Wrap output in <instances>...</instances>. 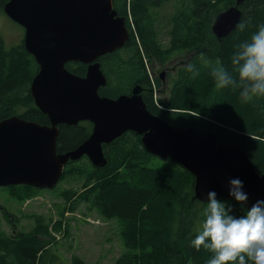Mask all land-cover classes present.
<instances>
[{
  "label": "trees",
  "instance_id": "obj_1",
  "mask_svg": "<svg viewBox=\"0 0 264 264\" xmlns=\"http://www.w3.org/2000/svg\"><path fill=\"white\" fill-rule=\"evenodd\" d=\"M10 0H0V13ZM118 17L125 18L129 41L115 53L100 59L108 84L99 90L101 97L117 99L129 95L131 88L144 87L143 101L149 112L175 130L194 128L198 135L214 134L218 144L241 148L259 175H264V97L245 102L240 86L217 89L211 69L219 61L235 80L237 67L234 54L244 41L264 24V0H245L242 12L244 30H236L218 39L212 30L217 16L236 7L238 0H112ZM175 4L170 22L172 29L168 47H164L156 31L159 11ZM188 53L187 63L180 64L169 99L155 91L162 85L159 78L150 79L149 66H164L175 54ZM203 57V58H201ZM194 64L199 75L186 71ZM66 69L85 77L87 66L68 63ZM39 72L35 59L24 44L8 49L0 34V122L13 117L49 126V118L35 105L30 86ZM155 81V84H153ZM162 107V109L159 108ZM57 142L59 154L77 149L89 139L93 124L62 125ZM107 165L93 168L89 162L67 166L60 183L72 178L81 181L80 189L71 188L60 196L63 205L56 208L58 220L38 216L27 233H17L15 216L4 210V218L12 227L10 235L0 233V264H64L59 253V240L71 254L70 264H87L75 255L69 240L70 223L63 229L67 211L81 208L97 211L106 220L121 224L124 252L114 264H207L212 255L201 246L191 245L204 220L207 203L195 199V178L183 167L168 160L169 167H152L154 156L142 144V137L128 132L110 145L103 146ZM158 159V158H156ZM18 199H33L41 190L29 186L2 188ZM57 189V188H56ZM232 214L244 215L247 208L223 199Z\"/></svg>",
  "mask_w": 264,
  "mask_h": 264
},
{
  "label": "water",
  "instance_id": "obj_2",
  "mask_svg": "<svg viewBox=\"0 0 264 264\" xmlns=\"http://www.w3.org/2000/svg\"><path fill=\"white\" fill-rule=\"evenodd\" d=\"M244 1L217 16L212 30L218 39L236 30L242 18L238 6ZM4 13L25 31L24 47L39 66L31 95L50 125L18 117L0 122V188L54 190L70 162L87 157L95 168H104L108 161L103 146L132 132L142 137L149 154L172 160L195 178L198 201L207 203L211 190L218 198L232 200L227 196L229 177L244 181L249 200L239 204L245 208L264 198V175L256 172L241 148L218 144L214 134L198 135L194 128L175 130L149 112L138 86L130 96H100L99 90L108 84L100 59L122 49L130 38L112 0H10ZM68 63L86 65V76L69 72ZM81 122L94 126L89 139L59 154V127Z\"/></svg>",
  "mask_w": 264,
  "mask_h": 264
},
{
  "label": "rangeland",
  "instance_id": "obj_3",
  "mask_svg": "<svg viewBox=\"0 0 264 264\" xmlns=\"http://www.w3.org/2000/svg\"><path fill=\"white\" fill-rule=\"evenodd\" d=\"M174 11L175 4L173 3L161 8L159 11L160 21L156 23L158 38L165 48L169 45L170 32L172 29V22H170V20L173 17ZM0 34L4 39L6 47L10 49L22 44L25 31L20 25L6 16L5 13H0ZM189 58L190 55L188 53L181 55L175 54L172 59L165 64V66L169 64L167 67L174 68L175 71L170 72L169 76L164 77L163 80H159L162 85L160 90H164V92L161 94L159 89H157V96L160 97L161 95L166 100L169 99V91L177 75L178 66L187 63ZM149 70L152 71L151 66H149L148 73ZM162 70L163 68L161 66L157 69L158 75ZM156 158L151 160V162H153L152 167H169L168 160L163 161L160 158ZM79 161H87L92 165L87 157ZM92 167L95 168L93 165ZM66 170L67 169H65V171ZM81 183L82 180L76 181L69 178L59 183L57 189L41 190L32 197L33 199H27L25 201L18 199L12 195L11 192L0 189V233L10 235L13 232L12 227L3 216L5 209H7L8 213L15 216L17 222L15 230L17 233H27L35 225V219L38 216H45L47 218H52L54 222L57 221L58 213L56 208L58 207V209H60L63 205L60 194L71 188L80 189ZM64 220L63 229H66L67 222L70 223L71 229L69 233L71 234V238H69V240L73 243L74 254L79 256L86 263L114 264L124 252L122 227L118 221L106 220L102 218L97 211H90L85 208H81V210L76 213L67 211ZM55 237L59 240V245L57 247L61 252V258L65 261L64 264H70L72 257L67 250L69 244L64 242L65 233L61 232L60 234H56Z\"/></svg>",
  "mask_w": 264,
  "mask_h": 264
},
{
  "label": "clouds",
  "instance_id": "obj_4",
  "mask_svg": "<svg viewBox=\"0 0 264 264\" xmlns=\"http://www.w3.org/2000/svg\"><path fill=\"white\" fill-rule=\"evenodd\" d=\"M244 27L243 22L237 25L240 31ZM232 64L237 67L238 81L219 61L212 67L216 88L239 85L240 96L245 102L264 97V24L258 27L250 41L240 44ZM186 71L193 77L199 75L194 64H188ZM227 196L241 204L248 202L249 194L240 177L228 178ZM206 201L204 220L191 245L196 249L203 246L212 254L207 264H264V198L257 199L240 216L233 215L214 190L207 192Z\"/></svg>",
  "mask_w": 264,
  "mask_h": 264
},
{
  "label": "flooded vegetation",
  "instance_id": "obj_5",
  "mask_svg": "<svg viewBox=\"0 0 264 264\" xmlns=\"http://www.w3.org/2000/svg\"><path fill=\"white\" fill-rule=\"evenodd\" d=\"M184 64V63H183ZM169 65V64H168ZM168 65H164V66H161L162 68H163V70H162V72L158 75V71L156 70V66L154 65L153 67H151L152 68V71H150L149 70V77H150V79H155V78H159V79H161L162 80V73L163 72H165V76L164 77H167V76H169V73L170 72H172V71H175V69L174 68H168L167 66ZM182 65V64H181ZM102 67V66H101ZM104 73V72H103ZM153 84H155V81H153ZM136 86H138V87H140L141 88V96H142V98H143V95H144V87L142 86V85H140V84H136V85H134L132 88H131V90H130V93H129V95H131L132 94V91H133V89L136 87ZM157 93H158V90H156L155 91V94H156V96H157Z\"/></svg>",
  "mask_w": 264,
  "mask_h": 264
},
{
  "label": "crops",
  "instance_id": "obj_6",
  "mask_svg": "<svg viewBox=\"0 0 264 264\" xmlns=\"http://www.w3.org/2000/svg\"><path fill=\"white\" fill-rule=\"evenodd\" d=\"M60 255H61V252L59 251ZM88 264V263H87Z\"/></svg>",
  "mask_w": 264,
  "mask_h": 264
}]
</instances>
